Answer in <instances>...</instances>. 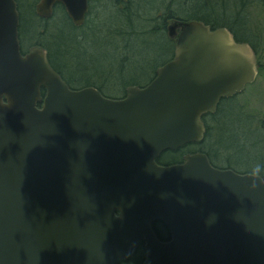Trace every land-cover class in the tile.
<instances>
[{"label": "water", "instance_id": "95a60500", "mask_svg": "<svg viewBox=\"0 0 264 264\" xmlns=\"http://www.w3.org/2000/svg\"><path fill=\"white\" fill-rule=\"evenodd\" d=\"M57 5L85 24L88 0H40L36 14L52 19ZM19 27L15 0H0V264H121L142 243L144 264H264L261 176L216 169L202 153L157 164L202 143L203 117L255 83L248 43L173 22V60L113 100L71 90L43 48L23 55Z\"/></svg>", "mask_w": 264, "mask_h": 264}, {"label": "trees", "instance_id": "16d2710c", "mask_svg": "<svg viewBox=\"0 0 264 264\" xmlns=\"http://www.w3.org/2000/svg\"><path fill=\"white\" fill-rule=\"evenodd\" d=\"M39 1L16 0L20 14V41L23 53L35 46L46 49L51 66L72 90L94 87L107 98L122 99L125 97L127 88L132 86L142 88L148 85L156 77L157 69L170 62L174 57L175 42L169 37L171 21H199L213 29L227 28L234 34L237 42L250 44L258 54L256 45L251 39L241 37L238 27L246 29L247 18L244 14L246 8L257 4L264 8V0H219L229 2V5L222 4L226 7L221 15L222 19L228 18V21H218L219 17L215 13H212V17H206L205 4L209 2L211 4L210 9L214 10L213 0H160L161 4L157 3L155 6L152 3L157 1L153 2L152 0L147 9L141 7L143 0H89V16L85 26L81 29L74 27L61 5L56 7L54 16L50 21L39 18L36 14V6ZM231 9L235 11V16L230 13L229 10ZM108 10L117 16V25L110 28L102 25V22L107 18L108 12L105 11ZM235 17L240 20H236ZM136 21L139 22V25ZM112 23L111 16L109 24ZM142 37L149 40L155 38L158 41L160 40V43L154 45L149 43L152 41H148L142 50H134L129 46L114 47L116 43H131ZM103 41L104 44L113 46V53L107 58H112L115 62L118 61L117 63L121 65L118 71L119 74L122 75L131 71L138 73L140 71L151 75L150 81L142 84L140 81L133 80L123 84L122 96L108 95L105 89L106 86L119 82V78L101 76V73L95 67L94 62L99 57L97 56L98 52L102 58L106 57L102 50L104 46H99L103 44ZM151 53L156 54V60L169 53H172V55L167 62L158 64L157 61L154 63L149 61ZM110 70L114 72L113 69ZM83 81H87L89 84L81 87L80 84ZM42 95L45 97L44 90ZM231 121L230 117L221 121V125L216 131L215 145L219 151L231 152V146L225 147L226 140L224 138L229 137L230 141H234V135L238 133L239 129L234 128L233 125L229 128L228 125L232 123ZM224 123H227L228 128L222 127ZM254 132H257L258 135L261 134V136L256 139L252 147L261 148L263 153L259 159H255L253 156L236 159L245 167L241 172L236 171L239 174H256L264 179V122L259 127L257 126L255 130H251V135ZM234 144H236L235 141L231 145ZM204 146L203 144H192L176 152H166L157 162L161 166L182 164L186 155L207 154L208 152ZM231 148L235 149V146ZM255 165H257L255 168L251 167ZM153 229L160 241L168 242L171 240V233L162 223L154 224ZM140 250H143V246Z\"/></svg>", "mask_w": 264, "mask_h": 264}, {"label": "rangeland", "instance_id": "374dc122", "mask_svg": "<svg viewBox=\"0 0 264 264\" xmlns=\"http://www.w3.org/2000/svg\"><path fill=\"white\" fill-rule=\"evenodd\" d=\"M151 1L152 0H143V2H141V7L144 9H147L149 4H151ZM154 1H157V2L152 3L153 6H155L157 3L161 4L159 2L160 0H153V2ZM213 3L215 4L214 10L210 9L211 4L209 2L205 4L204 12H205L206 17H212V13H215L219 17L218 21L220 20L228 21V18L222 19L221 15L224 12V8L226 7L224 5L222 6V4L229 5V2L213 0ZM229 11L233 16H235L234 10L232 11L231 9ZM105 12H108L107 18L102 22L103 23L102 25L106 28L114 27L115 25H117L116 24L117 16L114 15V13L111 12L110 10L105 11ZM244 14L247 18L246 29L239 28L240 27L239 26L238 31L241 37L245 39H251L253 43L256 45L260 64L262 65V73H261V76L257 79L256 83L254 85H250L246 89L245 94L239 97L238 104H240V106L242 107H245V110H244L245 115H241V114L235 115L234 112L231 111L229 116H225V118L230 117L232 120L231 121L232 123L228 125L229 128L231 125H233L234 128L235 127L239 128L238 133L234 135L235 137L234 141L236 142V144L231 145L233 144L234 141H230L231 139L229 137L224 138V139L226 140L225 147L235 146V149L230 147L231 153L235 154L233 155L235 159H240L242 157H250V156H253L255 159H259V157L263 153L262 149L259 147H256V148L252 147V145H254V142L256 141L258 137L261 136V134L258 135L257 132H254V134L251 135L250 132L251 130H255L257 126L259 127L260 124L264 122V8L258 4L249 6L246 8ZM111 16L113 19V23L109 24ZM235 19L240 20V19H237L236 17ZM137 24L139 25V22H137ZM148 41H152L149 43L150 44L152 43L154 45L156 44L158 45V43H160V40L158 41L155 38L149 40V39H145L142 37V38H137V40L131 43H116L114 47L115 46L116 47L129 46V47H132L134 50L136 49L142 50L144 45ZM102 43L103 44L99 46H102V45L104 46L102 50H103V54L106 57L102 58L98 52L97 56L99 57H97V59L94 62L95 67H97L98 72L101 73V76H105V77L111 76L112 78H119V82L111 86H106L105 89L108 95H113L117 97L122 96L124 83H129L133 80H137V81H140L142 84H145L150 81L151 75H148L140 71L138 73L131 71V72H125L122 75L119 74L118 71L121 65L117 63L118 61L115 62L112 58H107V57H110L109 55L113 53L112 51L113 46L109 44H104V41ZM171 55L172 53H169L165 55L164 57L156 60V54L151 53L149 61L152 63L157 61L158 64H161V63L163 64L170 59ZM110 69H113L114 72H112V70ZM87 84H89L87 81H83L80 85L82 87ZM222 127H227V123H224ZM227 128H226V131H227ZM232 149H233V152H232ZM256 166L257 165L251 166V167L255 168ZM130 264H140V261L138 259H135Z\"/></svg>", "mask_w": 264, "mask_h": 264}, {"label": "flooded vegetation", "instance_id": "af4514ba", "mask_svg": "<svg viewBox=\"0 0 264 264\" xmlns=\"http://www.w3.org/2000/svg\"><path fill=\"white\" fill-rule=\"evenodd\" d=\"M16 2V0H15ZM89 2V0H88ZM17 3V2H16ZM18 6V4H17ZM59 6V5H57ZM56 6V7H57ZM37 7V6H36ZM55 7V9H56ZM55 9H54V12H55ZM19 12V10H18ZM89 12H90V4H89ZM20 15V14H19ZM54 16V15H53ZM68 16V15H67ZM88 16H89V13L88 15L86 16V21H85V24L87 22V19H88ZM70 19V18H69ZM51 19L49 20H45V21H50ZM71 20V19H70ZM72 22V21H71ZM173 21H171V24H172ZM73 23V22H72ZM74 25V24H73ZM85 25H83L82 27H84ZM171 26V25H170ZM170 26H169V29H170ZM75 27V26H74ZM77 28V27H76ZM78 29H81L78 28ZM217 29H221V28H217ZM217 29H213L211 27V30L212 31H215ZM170 32V31H169ZM19 34H20V27H19ZM174 42H176L175 40H172ZM21 42V41H20ZM22 46V44H21ZM35 47H38V46H35ZM33 48V47H31ZM30 48V49H31ZM42 48V47H41ZM28 49V51L30 50ZM44 49V48H43ZM45 51H47L46 49H44ZM27 52L23 53V48H22V53L23 55H26ZM48 53V51H47ZM48 57H49V54H48ZM173 60V59H172ZM171 60V61H172ZM166 65V64H165ZM163 66L159 67L156 71V77H157V72L160 68H162ZM54 69V68H53ZM259 71H260V74H259V77L261 76V72H262V65L260 64V67H259ZM156 77L150 82L148 83V85L142 87V88H146L147 86H149L155 79ZM258 77V78H259ZM256 83V82H255ZM254 83V84H255ZM253 84V85H254ZM68 85V84H67ZM132 87H137V86H132ZM249 86H247L245 88V91L242 92L241 94H237L231 98H228V99H221L220 103L218 104L217 106V110L215 113H209L207 115H205L203 117V123H204V126H205V129H206V132H205V136H204V140L201 144L205 145L204 147L206 148V151L208 152L207 154L205 153H202V154H205L211 165L216 168V169H219V170H223V171H227V170H230V171H233L235 173H237L236 170H238V172H241L242 170L245 169L244 165H241L235 158L233 155L235 154H232L231 152H227L226 150L224 151H219L217 148H216V141H215V135H216V131L218 130V127L220 126V122L227 119L225 118V116H229L230 115V112L233 111L235 114H241V115H245V107H242L240 106V104H238V100H239V97L242 96L243 94H245L246 92V89L248 88ZM70 88V87H69ZM88 88H94V87H88ZM130 88V87H129ZM140 88V87H139ZM71 89V88H70ZM86 89V88H84ZM97 89V88H95ZM128 89V88H127ZM44 90V89H43ZM42 90V91H43ZM72 90V89H71ZM83 90V89H81ZM98 90V89H97ZM45 91V90H44ZM74 91H80V90H74ZM99 91V90H98ZM101 93V91H99ZM127 92V90H126ZM102 94V93H101ZM103 95V94H102ZM127 96V94L125 93V97ZM43 97V95H42ZM45 97H46V92H45ZM43 97V99L45 98ZM123 97V98H125ZM107 98V97H106ZM110 99V98H108ZM40 107V106H39ZM247 116V115H246ZM199 145V144H198ZM176 152V151H175ZM166 153V152H165ZM197 154V153H196ZM163 155V154H162ZM190 155V154H189ZM188 156V155H186ZM185 156V157H186ZM184 157V159H185ZM158 161V160H157ZM184 163V160L182 162V164ZM158 164V162H157ZM159 165V164H158ZM180 165V164H179ZM161 166V165H159ZM174 166V165H172ZM164 167H169V166H164ZM243 168V169H242ZM239 174V173H238ZM256 175V174H255ZM157 223H161V222H157ZM156 224V223H154ZM153 224V225H154ZM163 224V223H162ZM164 225V224H163ZM153 227V226H152ZM166 227V226H165ZM167 228V227H166ZM154 231V229H153ZM155 232V231H154ZM170 232V231H169ZM156 234V233H155ZM157 236V234H156ZM158 237V236H157ZM160 240V239H159ZM143 246V250H140ZM146 258H147V253H146V248H145V244L142 243L140 245V247L136 250V252L125 262L121 263V264H130L132 261H134L135 259H138L140 261V264H144V262L146 261Z\"/></svg>", "mask_w": 264, "mask_h": 264}]
</instances>
